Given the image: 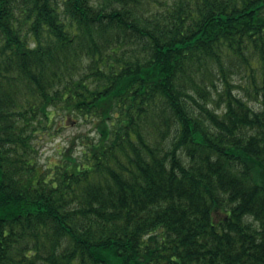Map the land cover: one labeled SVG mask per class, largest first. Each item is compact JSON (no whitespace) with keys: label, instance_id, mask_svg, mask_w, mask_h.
Listing matches in <instances>:
<instances>
[{"label":"trees","instance_id":"obj_1","mask_svg":"<svg viewBox=\"0 0 264 264\" xmlns=\"http://www.w3.org/2000/svg\"><path fill=\"white\" fill-rule=\"evenodd\" d=\"M0 264H264V0H0Z\"/></svg>","mask_w":264,"mask_h":264},{"label":"rangeland","instance_id":"obj_2","mask_svg":"<svg viewBox=\"0 0 264 264\" xmlns=\"http://www.w3.org/2000/svg\"><path fill=\"white\" fill-rule=\"evenodd\" d=\"M233 79H237L238 76L232 75ZM241 83V82H240ZM244 93V90L240 87L234 89ZM50 126L52 131L51 135H47L45 131L40 133L37 138V144L39 147L38 158L41 164L53 161L59 156L60 151L65 150L67 147L76 151L80 148L79 135H85L86 133L93 134L89 123L79 120L75 122H68L65 127H59L58 118L55 117Z\"/></svg>","mask_w":264,"mask_h":264}]
</instances>
